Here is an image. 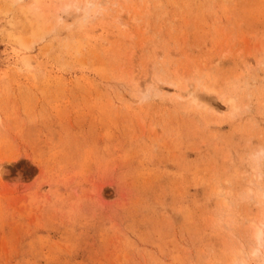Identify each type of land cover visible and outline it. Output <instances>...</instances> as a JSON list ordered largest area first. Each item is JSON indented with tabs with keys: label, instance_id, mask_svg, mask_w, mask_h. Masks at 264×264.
<instances>
[{
	"label": "rangeland",
	"instance_id": "obj_1",
	"mask_svg": "<svg viewBox=\"0 0 264 264\" xmlns=\"http://www.w3.org/2000/svg\"><path fill=\"white\" fill-rule=\"evenodd\" d=\"M262 221L264 0H0V264H264Z\"/></svg>",
	"mask_w": 264,
	"mask_h": 264
},
{
	"label": "bare ground",
	"instance_id": "obj_2",
	"mask_svg": "<svg viewBox=\"0 0 264 264\" xmlns=\"http://www.w3.org/2000/svg\"><path fill=\"white\" fill-rule=\"evenodd\" d=\"M69 5V4H68ZM203 89H204V87H203ZM204 92H208V93H211V94H213L215 91H214V89H213V91L211 90V89H204L203 90ZM190 93L192 94V90L190 91ZM193 93H194V91H193ZM198 94V93H197ZM208 95V94H207ZM193 96H195V98H196V100H199L200 99V101H201V99L203 98V97H199L198 95H196V94H192V97ZM204 99H207V98H205L204 97ZM204 102H208L209 100H203ZM198 102V101H197ZM196 102V103H197ZM195 103V104H196ZM228 103H230V101H228ZM227 103V104H228ZM232 103V102H231ZM200 105V104H199ZM260 222V221H259ZM262 222H264V221H262ZM261 222V223H262ZM264 224V223H263ZM258 225V224H257ZM260 226H261V224H260ZM253 227H254V224H253ZM262 227H263V225H262ZM263 233H262V228L261 227H259V226H257V227H255V237L258 239V240H260L261 239V237H263V235H262ZM259 252V251H258Z\"/></svg>",
	"mask_w": 264,
	"mask_h": 264
}]
</instances>
